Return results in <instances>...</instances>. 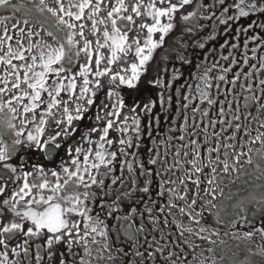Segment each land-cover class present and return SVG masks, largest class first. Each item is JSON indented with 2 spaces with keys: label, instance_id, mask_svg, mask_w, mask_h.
<instances>
[{
  "label": "snow or ice",
  "instance_id": "1",
  "mask_svg": "<svg viewBox=\"0 0 264 264\" xmlns=\"http://www.w3.org/2000/svg\"><path fill=\"white\" fill-rule=\"evenodd\" d=\"M0 264H264V0H0Z\"/></svg>",
  "mask_w": 264,
  "mask_h": 264
},
{
  "label": "flooded vegetation",
  "instance_id": "2",
  "mask_svg": "<svg viewBox=\"0 0 264 264\" xmlns=\"http://www.w3.org/2000/svg\"><path fill=\"white\" fill-rule=\"evenodd\" d=\"M219 42V41H218Z\"/></svg>",
  "mask_w": 264,
  "mask_h": 264
}]
</instances>
